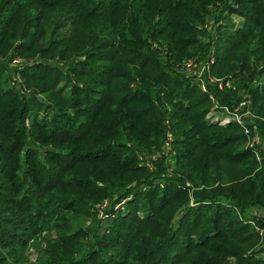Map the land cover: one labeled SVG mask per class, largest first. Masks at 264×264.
Masks as SVG:
<instances>
[{
    "label": "trees",
    "instance_id": "trees-1",
    "mask_svg": "<svg viewBox=\"0 0 264 264\" xmlns=\"http://www.w3.org/2000/svg\"><path fill=\"white\" fill-rule=\"evenodd\" d=\"M0 264H264V0H0Z\"/></svg>",
    "mask_w": 264,
    "mask_h": 264
},
{
    "label": "rangeland",
    "instance_id": "rangeland-1",
    "mask_svg": "<svg viewBox=\"0 0 264 264\" xmlns=\"http://www.w3.org/2000/svg\"><path fill=\"white\" fill-rule=\"evenodd\" d=\"M228 17L221 19L220 23L222 25H227L228 28H231V29H234L236 27H240L239 25H241V23L243 21V18L241 16L236 15V14H231ZM48 59H49V55L46 58H43L42 56L36 55V56H32V57H23V58L17 60V62H20V63H30V62L38 61V60H40V61H48ZM54 60H57V58H54ZM60 62L62 63V62H64V60L63 61H60ZM91 62H92V64H95V65L97 63H99L95 59L94 60H91ZM11 65H12V67H14L15 64L12 63ZM55 65L61 67L60 65H62V64L59 63V65L58 64H55ZM51 73H52V75L55 74L54 71L51 72ZM3 75H5V74H3ZM6 75H8V79H9V75H15V74H13L12 72H9ZM207 75H210V74H207ZM15 77L18 78L17 75ZM20 78L21 77H19V81H22V80H20ZM35 83H38V82H35ZM201 83H202V86H205V88L207 87L208 84H212V85L214 84V82H212V80L210 79V77L207 78V76H206V78H203L202 79ZM232 85H235V82H232ZM2 86H7V81L4 82L2 84ZM228 89L229 88H223L222 90H219V91L220 92H224V91H226ZM29 91H31V90H29ZM68 91H69V89L67 90V92ZM237 93H239V95H241L242 99L240 101H238V104L235 107L231 108V109L236 110L239 113V115H238V118H240L239 122H242L243 124H247V125L248 124L255 123V120L260 119L261 117L260 116H257L255 114V112L253 110H251V105L246 102V100H247L246 98H249V94L246 93V91L243 90V89H239L237 91ZM44 97H45V94L42 95V96H39V98L43 99V101L46 102V97L45 98ZM243 101H245V103L244 104H240ZM213 111H215L214 107H212V109H210V111L205 115V118L208 119V117L210 115H212V113H214ZM215 113H216V115H219L220 117H224V118H228V119L231 118V116H229V115L226 114L225 110L222 111L220 108H216ZM254 144H258L259 145L261 143L259 141L255 140L254 141ZM171 149H172V147H171V145H169V149L168 150L172 152ZM147 157H148V159H154L155 158L154 155H152V157L151 156H147ZM258 157H259V160H260L261 159V154L260 153H258ZM143 161L146 162V160H143ZM97 208L99 210L98 211L99 213H98V217L97 218L102 221L101 224L103 225V223L105 222V218H106L107 214H109V212H107V210H105V205L104 204H101V205L98 204ZM119 208H122V206H119ZM86 225L88 227H92L94 225V221L91 223V220H87L86 221ZM29 243H30V245L28 247V252L27 253H28L29 261L30 262L31 261L33 262V261H35L36 257L38 256V249H37V247L35 245H33L32 240ZM44 246H45V243L43 242L42 243V247H44Z\"/></svg>",
    "mask_w": 264,
    "mask_h": 264
},
{
    "label": "built area",
    "instance_id": "built-area-1",
    "mask_svg": "<svg viewBox=\"0 0 264 264\" xmlns=\"http://www.w3.org/2000/svg\"><path fill=\"white\" fill-rule=\"evenodd\" d=\"M188 65L189 64H187V66ZM204 69H205V66H203V67L200 68V74L203 73V70ZM198 76H201V75H198ZM206 76H207V78L210 77V79L212 80V82L217 83L219 90H222L223 88H233L234 87V85H232V82L231 81H225L224 79L215 78L212 75H203V78H206ZM202 79H201V81H202ZM201 85H202V83H201ZM202 88H203V90L206 91L205 86H202ZM209 96L212 99V101L214 102L213 107H214L215 111H216V108H220L222 111L225 110L226 114L229 115V116H231V118L228 119V118L220 117L219 115H216L215 111H213L214 113H212V115H210L208 117V119H211V120H214V121L219 120L222 123H226V122H229V121H235V122L239 123L240 125H247V124H243L242 122H239V120H240V118H238L239 113L236 110L230 109L227 106H221L220 104H218V102L215 100V98L213 97L212 94H210ZM246 102H247V100H246ZM244 103H245V101L241 102L240 104H244ZM244 131H245V133L248 134V130L244 129ZM259 234L262 235L263 234V231L260 230L259 231Z\"/></svg>",
    "mask_w": 264,
    "mask_h": 264
}]
</instances>
